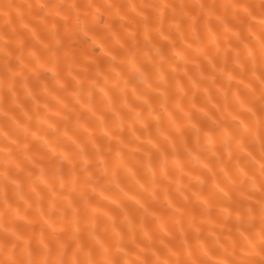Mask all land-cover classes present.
I'll use <instances>...</instances> for the list:
<instances>
[{
    "label": "bare ground",
    "instance_id": "obj_1",
    "mask_svg": "<svg viewBox=\"0 0 264 264\" xmlns=\"http://www.w3.org/2000/svg\"><path fill=\"white\" fill-rule=\"evenodd\" d=\"M262 45L264 0H0L8 264H264Z\"/></svg>",
    "mask_w": 264,
    "mask_h": 264
},
{
    "label": "clouds",
    "instance_id": "obj_2",
    "mask_svg": "<svg viewBox=\"0 0 264 264\" xmlns=\"http://www.w3.org/2000/svg\"><path fill=\"white\" fill-rule=\"evenodd\" d=\"M262 49H264V45H262ZM211 143V139L209 141ZM224 143L226 145L234 143L231 141L230 138L226 137L224 139ZM117 159L119 161V163L123 164L124 163V158L123 156L119 155L117 156ZM219 162V161H218ZM176 167L182 172L183 168L180 166V163L178 161L174 162ZM222 166V165H221ZM160 179H169L166 175L165 172L162 171L161 176L157 177L155 172H152V186L150 188H146L145 191H147L150 195V197L152 199H158L159 197H157L155 189L156 187H159V183L158 181ZM113 182H115V178L113 177ZM73 188H75V185H72ZM181 185L179 184V182L177 181V190L179 191L181 189ZM94 190V189H93ZM123 189H121L122 191ZM163 195L167 196V189L164 188L163 190ZM67 207V208H72V216L69 220V223L75 224V221L77 219L76 213L78 211V209H76L70 200H68L67 198H65V202L64 204L61 206V212H63V209ZM260 209H261V213L262 215H264V201H261L260 203ZM176 228L183 234L184 229L180 228L179 226V222H177L176 224ZM0 264H8V259H7V254L3 253L2 251H0ZM12 264H24L23 261H12ZM27 264H65V262L61 259H57L55 261H48L46 258H41V259H30L27 261ZM71 264H98L97 261H93L91 259H84V260H79V259H73V261L71 262ZM156 264H170V261L164 258L159 259ZM175 264H198V262L191 258V253H189V257L187 260H177L175 261Z\"/></svg>",
    "mask_w": 264,
    "mask_h": 264
},
{
    "label": "snow or ice",
    "instance_id": "obj_3",
    "mask_svg": "<svg viewBox=\"0 0 264 264\" xmlns=\"http://www.w3.org/2000/svg\"><path fill=\"white\" fill-rule=\"evenodd\" d=\"M205 167H207V165L205 164ZM132 199H135V197H132ZM169 203H171V201H169Z\"/></svg>",
    "mask_w": 264,
    "mask_h": 264
}]
</instances>
